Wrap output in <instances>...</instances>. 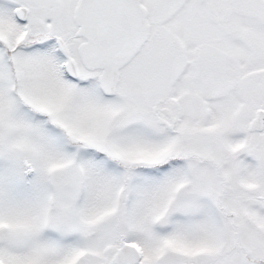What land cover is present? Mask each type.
I'll return each instance as SVG.
<instances>
[{
    "label": "snow or ice",
    "instance_id": "6c2138e0",
    "mask_svg": "<svg viewBox=\"0 0 264 264\" xmlns=\"http://www.w3.org/2000/svg\"><path fill=\"white\" fill-rule=\"evenodd\" d=\"M0 264H264V0H0Z\"/></svg>",
    "mask_w": 264,
    "mask_h": 264
}]
</instances>
